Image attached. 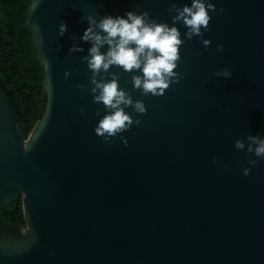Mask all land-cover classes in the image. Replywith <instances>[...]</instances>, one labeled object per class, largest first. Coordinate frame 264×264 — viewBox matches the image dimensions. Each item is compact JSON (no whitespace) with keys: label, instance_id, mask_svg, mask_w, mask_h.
Returning a JSON list of instances; mask_svg holds the SVG:
<instances>
[{"label":"water","instance_id":"obj_1","mask_svg":"<svg viewBox=\"0 0 264 264\" xmlns=\"http://www.w3.org/2000/svg\"><path fill=\"white\" fill-rule=\"evenodd\" d=\"M29 1L48 108L26 138L0 88V211L23 197L28 225L0 236V264H264V159L234 147L264 137V0H210L224 10L210 13L211 45L181 46L183 79L163 96H142L132 74L110 69L147 109H126L141 121L122 133L127 146L94 133L104 109L82 60L86 17L147 11L171 24V3L190 0H39L35 10ZM72 37L84 52L69 54ZM225 68L232 78H216ZM249 158L258 166L244 176Z\"/></svg>","mask_w":264,"mask_h":264},{"label":"clouds","instance_id":"obj_2","mask_svg":"<svg viewBox=\"0 0 264 264\" xmlns=\"http://www.w3.org/2000/svg\"><path fill=\"white\" fill-rule=\"evenodd\" d=\"M38 2L39 0L33 3V10L38 6ZM168 11L175 13L171 16V24L158 22L147 11H127L123 16L106 14L99 19L92 15L86 17L88 27L80 36V40L91 46L82 60L86 62L92 74L90 93L93 103L102 105L104 109V115L98 119L94 133L102 138L105 144H111L114 138L119 137L127 146V138L122 133L129 131L133 125H140L141 121L134 119L126 109L131 108L137 115L147 112L143 100H134L130 91L121 88L118 74L110 69L115 67L132 74V89L139 90L142 96H163L170 85L183 79V76L175 71L181 60V46L187 40L200 38V43L207 49L211 41L204 39V33L208 31L212 15L224 10H218L210 0H190V5L185 4L182 7L171 3ZM84 19L81 18L82 21ZM177 24L187 29L183 38ZM66 31L67 25L61 21L58 35L63 36ZM72 39L74 42L69 48V54L84 52V48L75 43V37ZM216 51H223V45L218 44ZM44 67L48 68L47 61ZM102 73H107L108 78L97 79ZM64 75L67 79L70 73L66 71ZM214 75L216 78H232V72L227 68L215 72ZM77 87L85 89L83 84ZM84 111L81 107V115H84ZM96 115L99 116V112ZM246 140L247 144L244 140H236L235 149L246 150L256 158L264 159V137L249 135ZM216 162L214 158L213 163ZM247 164L250 167L242 169L244 176H248L252 168L258 166L257 159L252 158L247 160Z\"/></svg>","mask_w":264,"mask_h":264},{"label":"trees","instance_id":"obj_3","mask_svg":"<svg viewBox=\"0 0 264 264\" xmlns=\"http://www.w3.org/2000/svg\"><path fill=\"white\" fill-rule=\"evenodd\" d=\"M29 0H0V88L29 138L47 112L45 67L26 31ZM28 228L23 197L0 211V236L19 237Z\"/></svg>","mask_w":264,"mask_h":264}]
</instances>
